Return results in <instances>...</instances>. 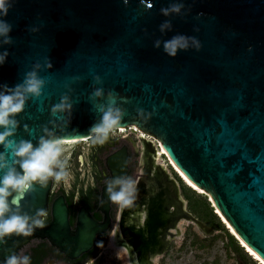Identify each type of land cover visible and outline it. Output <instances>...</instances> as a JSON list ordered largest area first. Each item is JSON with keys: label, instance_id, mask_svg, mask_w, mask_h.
<instances>
[{"label": "water", "instance_id": "obj_1", "mask_svg": "<svg viewBox=\"0 0 264 264\" xmlns=\"http://www.w3.org/2000/svg\"><path fill=\"white\" fill-rule=\"evenodd\" d=\"M172 2L180 0L144 4L129 0L127 6L122 0H15L3 17L12 25L13 43L0 46V51L9 52L0 65V84L14 87L37 60L43 64L49 57L52 63L51 69L39 72L47 80L42 95L29 99L15 116L20 122L15 139L31 140L36 146L43 135L41 125L60 139L89 138L100 117L89 94L93 87L112 90L118 102L119 97L129 101L122 103L126 114L120 127L133 131L136 127L160 142L178 177L183 180L172 162L209 195L246 245L264 260V0H182L186 9L191 8L186 16H163L160 9ZM149 3L152 7L147 9ZM197 13L204 15L195 19ZM164 20L173 27L162 34L159 25ZM32 26L40 30L30 32ZM176 34L197 37L202 48L169 57L162 45L153 47L156 39L163 42ZM94 75L103 83L94 85ZM76 76L81 79L73 81ZM65 84L73 89L70 122L67 126L57 122L53 128L48 123L55 119L50 108L67 92ZM153 106L156 113L147 122L136 117V108L150 112ZM25 124L30 132L24 130ZM142 140L157 154L159 143ZM151 164L159 169L143 170L138 181L136 207L149 213L141 234L130 237L137 245L136 264H153L152 258L165 252L182 219L206 234L213 231L186 208L178 180L166 166ZM107 166L109 181L123 177L126 153L110 156ZM107 183L100 199L106 213L103 221L81 208L72 230L68 207L59 196L44 228L28 237L6 238L7 243L0 245V264L11 253L20 255L23 244L36 237L47 239L70 258L87 251L110 223ZM50 184L49 179L45 188L37 185V191L26 195L20 201L22 211L29 215L38 208L47 211ZM83 264H99V256Z\"/></svg>", "mask_w": 264, "mask_h": 264}, {"label": "clouds", "instance_id": "obj_2", "mask_svg": "<svg viewBox=\"0 0 264 264\" xmlns=\"http://www.w3.org/2000/svg\"><path fill=\"white\" fill-rule=\"evenodd\" d=\"M15 0H0V46L11 45L13 39L10 36L12 25L3 17H6L9 9L13 6ZM127 6L129 0H122ZM141 4L145 0H140ZM152 4L146 5L150 9ZM191 8H185L182 0L172 2L168 7H162L160 13L169 17L170 15L186 16ZM204 13H197L195 19H199ZM170 20H164L159 25V31L163 34L165 31L172 29ZM30 32H38L39 26H32L28 29ZM198 32L199 28L194 27ZM162 45L163 52L169 57H175L178 51H187L194 49L200 51L202 44L195 36H186L184 34L173 35L170 39H156L153 47L160 48ZM9 56L7 49L0 51V65L4 64ZM52 68L49 57H45L43 64L37 60L31 66V70L24 73L23 80L14 87H8L7 84H0V245L7 243L6 238L12 236H31L36 229L44 228V217L47 211L43 208L35 210L34 214L29 215L23 212L20 201L28 194L37 191V185L40 189L47 186L49 179H54L57 183L66 180L68 177L67 160H62L64 149V140L57 138L54 131L47 125H41L43 135L39 136L37 145L34 146L31 140L15 139V134L20 122L15 116L21 113L29 99L39 98L45 87L47 80L39 75L42 70ZM81 78L73 77V81ZM94 85L102 84L99 75L93 76ZM67 92L62 93L58 103L50 108L49 124L53 128L58 126L57 122H62L65 126L70 122L73 102L70 93L73 89L65 84ZM89 100L93 102V107L100 114L98 122L90 128V138L93 143L103 144L109 136V133L121 126V121L126 114V109L122 103L129 101L125 97H119L112 90L105 92L103 87H93L89 94ZM105 102L99 103L98 101ZM136 117L144 122L151 119L156 113L153 106L152 111H146L143 108H136ZM24 130L30 132L28 125L25 124ZM18 166V167H17ZM106 194L108 201L118 205L120 209L131 207L138 198L139 187L138 181L131 177H114L107 183ZM11 197V200L9 199ZM15 243V242H14ZM102 246V244H100ZM3 264H30V257L27 255L20 256L15 253L8 255Z\"/></svg>", "mask_w": 264, "mask_h": 264}, {"label": "flooded vegetation", "instance_id": "obj_3", "mask_svg": "<svg viewBox=\"0 0 264 264\" xmlns=\"http://www.w3.org/2000/svg\"><path fill=\"white\" fill-rule=\"evenodd\" d=\"M119 129L121 128H116L114 130L116 131ZM123 129L128 132H120L116 136L109 135L108 139L103 144L94 143L92 145V151L90 153V162L93 167L90 174L92 182L88 181V184L86 185H78L79 183L72 182L68 188H65L62 184L56 186L54 179L50 178L51 184L49 190L47 216L43 218L45 224L52 219L51 205L52 202L59 196L64 197L65 203L68 207V220L72 230L76 227V222L81 208H85L91 217L97 221H103L106 213L100 208L101 193L104 185L111 178V170H109L107 166V160L110 156L116 153L122 154L125 152L127 156V169L123 177H131L132 179L139 181V179L144 175L143 170L159 169L156 166H152L151 163L162 164L158 160L160 147H158L157 154H155L153 148H146L144 146L142 137L153 142L157 141H155L153 137L148 136L139 130H136L135 132L130 128L123 127ZM132 133L137 134L135 136L136 138H134L136 140H131ZM142 134H144V136ZM88 139H90V137ZM159 155L164 154L160 153ZM145 164H151V166L147 167ZM167 164L169 165L168 161ZM171 169L173 171V168ZM173 172L179 180L184 182L180 177H178L175 171ZM178 187L179 194L182 196L179 182ZM148 201L149 199L146 200L147 204ZM136 202H139V200H136L131 207L125 209H120L118 205L110 202L108 211L110 223L107 226V229L98 233L93 245L78 257H68L45 238H32L23 244V246L29 245L27 251L30 254V264H83L96 256H99L100 264L102 251L108 242L124 250L123 253L129 264H136L138 256L135 246L137 248V245L134 241L130 243V237L141 234L147 213L146 210L143 211L141 208L136 207V205H138ZM159 231L160 233L158 236H161V230L159 229ZM172 232L174 235L173 237L168 236L170 237V241L165 252L169 249L173 239L179 234L180 230L174 229ZM100 244H102V246ZM163 254L156 255L152 258L153 264H155L156 258L161 257Z\"/></svg>", "mask_w": 264, "mask_h": 264}, {"label": "rangeland", "instance_id": "obj_4", "mask_svg": "<svg viewBox=\"0 0 264 264\" xmlns=\"http://www.w3.org/2000/svg\"><path fill=\"white\" fill-rule=\"evenodd\" d=\"M113 130L109 133L110 136H116L120 132H128L127 130ZM137 134L132 133V139L136 140ZM92 139L83 138L74 143L63 144L62 160H67L68 177L57 183L56 186L63 185L68 188L72 182L83 185L91 181V170L93 167L90 162V153L93 145ZM159 162L166 166L167 170L176 177L170 166L167 164L166 157L159 155ZM182 198L185 200L186 208L196 217L202 220L207 225L213 228L209 234L203 232L198 226L188 220L182 219L178 228L179 234L173 239L169 249L161 256L156 258L155 264H262L254 257L242 249L241 240L234 234L221 216L216 215L210 197L205 192L193 191L189 186L179 180ZM92 182V181H91ZM207 195V196H206ZM216 212H215V211ZM233 233L238 238V243L232 242L230 233ZM29 245H25L20 249V256H24ZM124 250L118 246H114L110 242L102 251L100 264H129Z\"/></svg>", "mask_w": 264, "mask_h": 264}, {"label": "bare ground", "instance_id": "obj_5", "mask_svg": "<svg viewBox=\"0 0 264 264\" xmlns=\"http://www.w3.org/2000/svg\"><path fill=\"white\" fill-rule=\"evenodd\" d=\"M118 128H121V129H123V127H118ZM135 128V130H138V129H136V127H134ZM136 132V131H135ZM143 136H144V134H142ZM83 139V138H82ZM82 139H62V140H64L65 141V143L64 144H67V143H74V142H77V141H79V140H82ZM157 145H158V143L160 144V153L162 154V153H166V150H165V148H164V146L160 143V142H155ZM159 146H157V148H158ZM159 153V154H160ZM172 162V161H171ZM163 164V163H162ZM172 164H173V166H174V168L177 170V172L181 175V177L183 178V180L185 181V183L187 184V185H191L193 188H196L198 191H200V192H204L200 187H198L191 179H189L184 173H183V171L179 168V167H177L176 165H175V163H173L172 162ZM207 196V195H206ZM211 201V200H210ZM215 208V207H214ZM216 211H217V213L221 216V218L225 221V223L227 224V225H225V226H228L229 228H230V230L234 233V234H236V236H238L239 237V239L241 240V243L246 247V249H247V251H248V253H250V254H252L255 258H258L259 259V261L262 263V264H264V260H263V258L261 257V256H259L250 246H248V245H246V243L241 239V237L237 234V232L234 230V228H233V226L228 222V220L225 218V216H223V214H221V212L218 210V209H216Z\"/></svg>", "mask_w": 264, "mask_h": 264}, {"label": "trees", "instance_id": "obj_6", "mask_svg": "<svg viewBox=\"0 0 264 264\" xmlns=\"http://www.w3.org/2000/svg\"><path fill=\"white\" fill-rule=\"evenodd\" d=\"M189 188H191V187H189ZM193 191H197L196 189H193V188H191ZM212 208L214 209V207L212 206ZM215 211V210H214ZM216 212V211H215ZM216 215H218L217 214V212H216ZM223 224H225V222H222ZM230 234V239H231V241L232 242H236V243H238L239 241H238V238H236L235 236H234V234L233 233H231V232H229ZM242 249H244L245 251H246V247L244 246V245H241L240 246ZM25 255H27V256H29L30 254H29V252L27 251L26 252V254Z\"/></svg>", "mask_w": 264, "mask_h": 264}]
</instances>
